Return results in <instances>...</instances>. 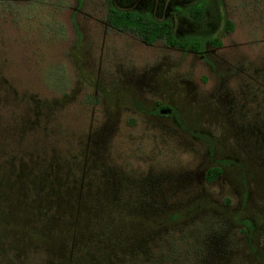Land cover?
Masks as SVG:
<instances>
[{"label": "rangeland", "instance_id": "1", "mask_svg": "<svg viewBox=\"0 0 264 264\" xmlns=\"http://www.w3.org/2000/svg\"><path fill=\"white\" fill-rule=\"evenodd\" d=\"M181 1L0 0V264H264V0Z\"/></svg>", "mask_w": 264, "mask_h": 264}, {"label": "trees", "instance_id": "2", "mask_svg": "<svg viewBox=\"0 0 264 264\" xmlns=\"http://www.w3.org/2000/svg\"><path fill=\"white\" fill-rule=\"evenodd\" d=\"M169 1L171 0H167V6L171 5ZM161 3L162 0H109L106 21L114 29L135 33L144 44H150L155 39L162 38L167 45L188 49L198 54H202L206 42L219 45V38L212 35V33L181 34L175 31L170 19L153 15L150 12L152 4L159 7ZM175 6H173V9H176ZM181 7V5H178L177 11L181 10ZM187 8H189V14L195 18L199 17L203 12V4H199L198 0L188 5ZM224 22L225 27L229 29V21L225 19ZM160 105L164 106L163 104ZM220 172L221 167L219 165H209L204 171V179L210 181Z\"/></svg>", "mask_w": 264, "mask_h": 264}, {"label": "flooded vegetation", "instance_id": "3", "mask_svg": "<svg viewBox=\"0 0 264 264\" xmlns=\"http://www.w3.org/2000/svg\"><path fill=\"white\" fill-rule=\"evenodd\" d=\"M157 108H156V110H157V112H159V109H161V108H167V109H169V112H167V114H169L170 112H171V108H168V107H163V106H161L160 104H158L157 103ZM164 106H166V105H164Z\"/></svg>", "mask_w": 264, "mask_h": 264}, {"label": "water", "instance_id": "4", "mask_svg": "<svg viewBox=\"0 0 264 264\" xmlns=\"http://www.w3.org/2000/svg\"><path fill=\"white\" fill-rule=\"evenodd\" d=\"M169 111V109H167V108H161V109H159V112H168Z\"/></svg>", "mask_w": 264, "mask_h": 264}]
</instances>
